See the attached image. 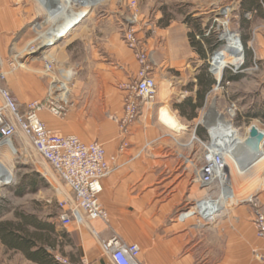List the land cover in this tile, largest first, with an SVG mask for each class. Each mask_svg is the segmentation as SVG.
Listing matches in <instances>:
<instances>
[{
	"label": "crops",
	"instance_id": "obj_1",
	"mask_svg": "<svg viewBox=\"0 0 264 264\" xmlns=\"http://www.w3.org/2000/svg\"><path fill=\"white\" fill-rule=\"evenodd\" d=\"M129 1L106 0L74 26L61 45L50 50L57 67L73 75L71 104L63 118L40 114L56 135L101 144L108 161L117 156L124 98L139 70L121 37ZM242 1H236L238 32L247 47L255 49L254 58L264 63V17L246 11L251 0L241 9ZM255 3L262 6L264 0ZM261 11L263 14V7ZM41 15L35 0H0V71L4 74L0 87L20 106L41 100L47 93L49 81L42 74L43 64L40 71L33 64L19 65L11 52L24 48L21 43L13 46L15 34ZM142 16L143 28L136 33L150 56L152 75L156 82L174 84L175 91L181 79L169 77V72L192 57L176 48L172 36L175 32L186 35L191 50L187 31L173 30L171 25L156 27ZM157 92L160 97L161 90L157 88ZM179 124L180 131L167 129L150 104H141L137 120L129 127L128 148L116 158L117 169L101 180L100 202L108 222L87 221L63 228L66 237L58 239L56 257L65 264H113L101 243L117 237L138 245L142 264H259L255 254L262 245L255 234L253 212L249 214L245 207L223 208L210 224L192 215L193 204L212 191L190 184L193 167L204 154L199 142L204 139L193 138L196 128L187 133L185 124ZM259 207L264 210V195ZM20 255V264H36Z\"/></svg>",
	"mask_w": 264,
	"mask_h": 264
},
{
	"label": "built area",
	"instance_id": "obj_2",
	"mask_svg": "<svg viewBox=\"0 0 264 264\" xmlns=\"http://www.w3.org/2000/svg\"><path fill=\"white\" fill-rule=\"evenodd\" d=\"M43 18L38 27L37 43L31 46V51L42 50V74L48 79L47 93L41 100H34L20 106L9 91L0 87V149L17 148V139L26 142L33 152L46 164L52 175L65 188L66 194L58 201L60 213L58 221L63 228L72 223L84 224L87 221L109 220L106 209L100 202L102 193L101 180L113 173L116 158L128 148L126 142L129 127L139 116L141 104L154 102L157 84L152 75L151 59L135 31L134 24L138 21L137 1L128 2L130 17L121 30L124 44L132 50L139 65L136 80L131 91L124 98V115L119 124V149L117 156L108 161L103 146L97 142L84 144L74 135H56L51 132L41 119L42 112L54 118H63L71 104V84L73 75L70 71L60 69L51 55V48L57 46L61 39L68 37L78 21L102 5L106 0H35ZM264 11V5H262ZM61 11L62 15L53 16L54 11ZM42 16V15H41ZM79 23V22H78ZM71 27V28H69ZM66 29L67 35L60 37V29ZM238 40V38H236ZM239 46V45H238ZM4 74L0 71V82ZM220 80H217V87ZM234 106V105H233ZM232 112V110H229ZM205 127V126H204ZM207 129V127H205ZM210 141L201 142L204 154L200 164L193 167L191 185L202 190L209 188L218 181L220 175L226 173L223 162L225 160L220 146L213 144V136L207 129ZM193 138H196L193 135ZM205 196L193 205L192 215L199 221L210 224L219 209L213 203L219 199ZM253 224L256 237L262 242V248L256 251L255 257L259 264H264V210L257 208L253 214ZM101 249L108 254L113 264H142L139 261L140 248L136 244H127L117 237L101 243ZM65 264V261L57 257ZM84 264H87L84 262Z\"/></svg>",
	"mask_w": 264,
	"mask_h": 264
},
{
	"label": "rangeland",
	"instance_id": "obj_3",
	"mask_svg": "<svg viewBox=\"0 0 264 264\" xmlns=\"http://www.w3.org/2000/svg\"><path fill=\"white\" fill-rule=\"evenodd\" d=\"M236 1L237 0H139L137 3L139 18L134 24L135 31L143 28L144 22L140 17L143 13L146 17L145 19H148L150 23H154L156 27H158L159 24L163 26L171 25L173 30L183 28L188 33L189 29L184 23V20L191 16L192 18L198 17L197 19L200 20L202 28L208 29L218 41L222 42L216 54L211 56L209 60L210 72L216 79V84L209 92L204 106L197 112L195 120H184L179 117L178 112L173 109L174 104L182 102L187 96H191L186 88L192 81L191 78L197 74L202 64L196 54L192 53V50L189 49L186 43V35H183V33L179 34L175 32L172 36V41L181 53L185 55L188 54L192 58H189L185 65L178 68L177 71L169 72V77L173 76L175 79H179L180 77L181 82L177 84L174 91L172 90L174 84L165 80L157 81L158 91L161 90L160 97H158L157 92L154 102L150 104L153 110L159 114V117L160 112L166 110L178 123L185 124L184 130L187 133L194 130L196 126H200L206 134L207 142L210 141V138L207 129H205L204 125L201 123V119L211 106H213L217 114L221 115L225 122L230 124L235 132L234 137L238 140L243 141L247 137L249 129L252 126L264 131V124L258 119L247 121L245 117L246 113L253 107V103L256 102L258 104L264 99V63L254 58L255 64L242 69L244 62L242 44L243 34H240L237 29L238 16ZM36 14L37 12H35V15ZM41 14L42 16L36 17L22 30V32L15 34L12 40L13 46L17 43H21L20 45L24 48L22 50L16 49V51L13 49V51H11L17 64L22 66L33 64L39 71L42 66L41 57L43 53L42 50L32 52L31 46L37 43V38L39 36L38 27L41 26L43 18V13L41 12ZM159 15L162 17H160L163 20L162 23L159 21L161 19L157 18ZM129 17V12L124 14L125 23L122 25L121 30L124 28ZM226 33L233 35V38L236 40V45L241 47V53L238 54L234 49L227 47L228 41L225 37ZM152 35L155 36V34ZM236 38H238V40ZM66 39L67 37L61 39L57 45H61V42ZM250 49L252 52L255 51L252 47H250ZM217 56L222 57L226 62L221 68L219 76L215 73L216 67L214 65ZM233 58H237V60L234 61ZM224 68H229L233 72L241 73L242 79L237 83H225L223 86L220 84L218 88H216L217 79H221ZM72 90L73 79L71 93ZM229 110H232V112H229ZM203 142L205 141L203 140ZM14 144L17 148L16 153L13 149L5 147L0 149V162L4 164L11 174L10 182L0 185V206H2L0 210H4L0 220L15 221L14 213L21 212L26 215L36 216L43 222L55 224L58 232L64 231L63 227L58 222V215L60 213L58 201L62 200L64 197L67 191L66 188L54 178L50 169L33 152L32 148H30L26 142L17 139V141H14ZM262 147L264 150V144ZM200 162L201 161H197L195 164H200ZM227 163L229 165L227 181L231 180L232 186L237 194L236 198L225 201L224 210L245 207L249 214L252 212L254 214V211L260 208V196L264 195V163L258 169L254 170L253 168L242 174H240V172L238 173L234 160H227ZM221 186L222 183L220 185L218 181H215L209 188V190L212 191V195L209 196L213 199H218L221 195ZM18 188L21 190L25 189V194L17 196L16 191H19ZM30 188H33V191ZM199 190L202 189L199 188ZM260 244L262 245L261 241ZM20 258L21 255L19 253L5 251L0 243V264H20Z\"/></svg>",
	"mask_w": 264,
	"mask_h": 264
},
{
	"label": "trees",
	"instance_id": "obj_4",
	"mask_svg": "<svg viewBox=\"0 0 264 264\" xmlns=\"http://www.w3.org/2000/svg\"><path fill=\"white\" fill-rule=\"evenodd\" d=\"M245 1L241 2V9ZM261 8V4H256L255 0H251L246 11H255L258 15L264 17ZM184 23L189 29L187 33L189 46L202 64L194 77V81H191L186 88L192 93L191 96H187L182 102L174 104L173 109L178 112L179 117L187 121H193L197 117V112L204 106L209 92L216 84V79L210 72L209 60L211 56L216 54L222 42L218 41L208 29L202 28L199 19L189 16L185 18ZM242 44L244 53L243 69L255 64V62L253 52L247 47L244 38ZM241 79V73L224 68L219 85L237 83ZM253 104V107L245 115L246 120L258 119L264 124V99L258 104L256 102ZM195 135L206 141V134L200 126L196 127ZM30 189L33 191V188ZM23 194H25V189L16 191L17 196ZM3 212L4 210H0V218ZM14 217L15 221L0 220V243L5 251L20 253L26 260L36 264H61L53 252L59 245V237L65 238L66 233L64 231L58 232L55 224L43 222L36 216L15 212Z\"/></svg>",
	"mask_w": 264,
	"mask_h": 264
},
{
	"label": "bare ground",
	"instance_id": "obj_5",
	"mask_svg": "<svg viewBox=\"0 0 264 264\" xmlns=\"http://www.w3.org/2000/svg\"><path fill=\"white\" fill-rule=\"evenodd\" d=\"M52 15L53 16H58V15L60 16V15H62V13H61V11L56 10V11H54V13ZM78 22H80V21H78ZM69 28H71V27H69ZM58 33H60L59 36L62 38L68 32H66V29L63 28V29H60V31H58ZM225 37L227 38V41H228L227 47L234 49L238 54L241 53V47L236 45V40H235V38H233V35L226 33ZM235 60H237V58H235L234 61ZM225 63H226L225 59H223L222 57L217 56L215 58L214 65L216 67L215 68L216 75L219 76L220 70L224 66ZM159 120L164 126H166L169 129H172L175 131H180L181 129H183L182 126L175 120V118L173 116H171L168 113V111H166V110H162L160 112ZM201 123L205 127H207V129L210 130V133L213 136V144L220 146L219 148H221L223 150V154H224V158H225L223 165H224L226 173H224L223 175H220V181H221L222 186H223V189H222V192H223L222 196L223 197H222L221 201L219 199L217 202L213 203L216 207H218L219 209H222L223 207H225V201L228 199L236 198V194H237L235 192L236 190L232 186L231 180L227 181V172L229 169V165L227 163V160H234L235 161V165L237 166L236 168L238 170V173L240 172V174L244 173L245 171H249L253 168L255 170V169H258L259 167H261L262 164L264 163V150L262 147L264 144V131L258 129L261 133H263V139L261 140V143H260V147H261L260 148V154L257 158H253L252 160H250L247 158V156H244L239 151V146L244 142V140L243 141L238 140L236 137H234L235 132L231 128L230 124L225 122L220 114L216 113V111L213 109V106H211L209 108V110L206 113H204V115L201 119ZM219 125L222 127V132H220L217 136L213 135V134H217L218 129H216V128ZM10 180H11L10 172L4 166V164L0 162V185L7 184L10 182Z\"/></svg>",
	"mask_w": 264,
	"mask_h": 264
},
{
	"label": "water",
	"instance_id": "obj_6",
	"mask_svg": "<svg viewBox=\"0 0 264 264\" xmlns=\"http://www.w3.org/2000/svg\"><path fill=\"white\" fill-rule=\"evenodd\" d=\"M216 129H218L217 134L213 135L217 136L222 132V127L219 125ZM262 139L263 133H261L255 126H252L247 137L244 139V142L239 146V151L250 160L257 158L260 154V143Z\"/></svg>",
	"mask_w": 264,
	"mask_h": 264
}]
</instances>
